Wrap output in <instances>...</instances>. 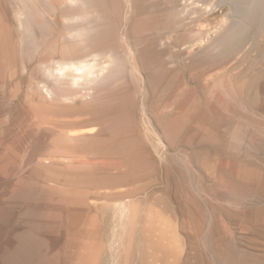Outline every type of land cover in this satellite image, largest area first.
<instances>
[{
  "label": "rangeland",
  "instance_id": "374dc122",
  "mask_svg": "<svg viewBox=\"0 0 264 264\" xmlns=\"http://www.w3.org/2000/svg\"><path fill=\"white\" fill-rule=\"evenodd\" d=\"M56 1L58 8L47 0H0L2 37L12 44L11 50L6 45L0 49V264H145L143 238L138 250H132L134 224L128 240L119 244L118 224L124 219L120 204L128 200L138 212L155 208L164 215L167 230L178 242L171 264H264V33L257 44L256 34L247 33L242 44L247 58L239 69L225 75L220 69L211 72L207 84L187 73L179 79L176 91L185 97L175 103L184 101L181 108L186 114V96L193 102L184 116L194 124L193 140L181 136L175 147L164 146L163 156L145 134L142 84L129 73L123 86L108 83L107 89L115 87L103 90L105 97L129 99L133 137L138 140L133 149L139 155L123 160V171L113 170L100 167L111 163L107 158L61 139V132L86 129L80 121L91 115H81V109L70 111L73 105L82 108L71 102L81 96L71 87L70 95L52 98L40 88L55 85L45 67L52 58L66 55L63 48L71 39L65 0ZM108 1L112 3L104 10L114 19L107 23L113 29L106 28V45L120 53L125 0ZM223 16L222 11L214 13L209 26L215 27ZM186 26L178 28L181 42L170 40L175 48L164 44L165 53L176 49L173 53L179 54L187 47L182 37L197 31ZM203 27L195 20L196 30ZM90 43L80 52L93 56L105 48L98 38ZM255 58L258 67L240 83L239 75ZM168 60L161 61L162 70ZM101 135L111 137L106 129ZM65 149L88 161L42 158ZM81 225H87L82 236Z\"/></svg>",
  "mask_w": 264,
  "mask_h": 264
},
{
  "label": "bare ground",
  "instance_id": "6f19581e",
  "mask_svg": "<svg viewBox=\"0 0 264 264\" xmlns=\"http://www.w3.org/2000/svg\"><path fill=\"white\" fill-rule=\"evenodd\" d=\"M47 1L54 7L58 6L56 0ZM107 4H109L108 0H65V6H67L69 11L68 21L71 29V32H67V36L71 39L68 40L69 42L65 40L66 43H69L67 47L63 48L66 55L57 60L52 58L53 60L45 67L44 73L46 77H51L55 85L49 87L41 82L42 86L40 88L44 93H47L48 97L55 98L56 95H70L69 91L72 87L74 94H79L81 98H76L71 102L76 103V105L81 103L80 107L82 108H77L73 105L70 111L75 113L78 109H81V115H91V118L80 121L83 124L82 126H86L84 131L78 129L61 132V139L67 144L80 145L83 147V151L101 155V158H107L111 162L104 166L100 165V167L123 171V168H125L123 160L132 161L139 156H137L136 150L133 149L138 140L133 137L128 113L129 99L127 97H105L102 91H109L115 87L107 89L108 83L118 81V86H123L126 81L124 79L125 75L129 73L132 78H136L142 84L143 95L142 98L140 96V110L146 123L144 125L145 134H147L151 143L154 142L153 146L155 145V149L160 156L166 153L164 146L166 148L167 146L169 148L175 147L182 139L181 136H184V140L192 142L194 124L193 122H187L186 118H184L186 114L188 117V113L192 110L190 103L192 101H190V97L186 96V114L183 112L185 109L181 108L184 101L181 102V105L175 103L176 100L185 97L182 96L183 94L181 95L182 91H176L179 79L187 73L190 76H198L200 82L207 84L211 77V72L217 70V73L220 69V73L225 75V73L239 69L247 58L242 51V44L245 43L247 33L256 34L255 44L259 42L260 36L264 33V0H125V30L123 35L120 34L123 36L120 38L124 42V50L120 53L106 45V28L113 29L111 24L107 25L113 18L110 17L108 11L104 10ZM200 4L203 6L201 7ZM218 10L224 13L223 19L215 27L211 28L213 25L209 26L211 23L210 18L214 13H218ZM180 15L184 16V18L180 19ZM186 20L188 21L185 22ZM195 20H201L205 27L196 30V27L194 28ZM184 25H187L186 27L190 25L189 29L192 28V30L194 29L193 32L197 31V33L194 36L182 37L184 39L183 43L188 44L186 48L184 46V49L178 52L179 54L173 53L176 49L171 54L165 53L164 44L169 43V47L175 48L173 42L170 43L171 39L181 42L178 28ZM172 33L175 34L171 35ZM4 34L5 31L0 27V49L6 45V49L11 50L12 44H8L3 40L2 36ZM95 38H98L105 45V48L93 56H89L85 51L80 52L85 48V45H88L87 43L93 42ZM90 44L92 45L93 43ZM59 47L62 48V46ZM38 49L37 51H39ZM166 57L167 59L169 58L167 67L162 70L160 67L161 61ZM257 61V59H252L246 65V68L242 70L238 78L240 83L249 78V76L252 77L251 74H253L255 66L257 65L258 67ZM49 83L51 84V81ZM199 84L200 87L203 86L201 83ZM66 87L69 90L65 91ZM204 87L207 89L206 85ZM62 89L65 92H61ZM203 102L205 103V100ZM44 119L46 118L44 117ZM74 123L78 124V121H74ZM105 129L111 134L110 138L101 135V132L105 131ZM104 141L107 143H104ZM44 157L57 158L62 161H70L71 159L87 160L72 156L67 149L58 150L51 157L42 156V158ZM101 158L97 159L96 157L97 160H102ZM112 158L115 160H111ZM187 158L193 161L192 153H188ZM141 204L142 207L144 203ZM120 206H122L120 213L124 218L121 219L124 222L122 223L123 220H121V223L118 224L121 225L118 232L119 244L123 239L128 240L130 225L134 224L137 227V233L134 236L132 250H138V244L143 238L146 246L145 264H171L172 254L177 250L178 242L171 232L167 230V220L164 215L160 211L155 210V208L142 213L138 212L135 206L129 203V200L125 204L122 202ZM77 214H74V217ZM81 214H79V217H82ZM90 223L95 225L93 221H90ZM85 226H79L78 230L81 236L82 232L87 230ZM186 258L188 259V257Z\"/></svg>",
  "mask_w": 264,
  "mask_h": 264
}]
</instances>
